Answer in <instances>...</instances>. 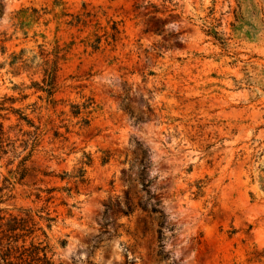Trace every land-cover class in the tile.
Instances as JSON below:
<instances>
[{
	"label": "rangeland",
	"instance_id": "374dc122",
	"mask_svg": "<svg viewBox=\"0 0 264 264\" xmlns=\"http://www.w3.org/2000/svg\"><path fill=\"white\" fill-rule=\"evenodd\" d=\"M61 2L4 1L1 116L8 131L21 111L41 141L20 181L19 130L34 129L10 131L1 216L29 211L46 235L26 245L48 246L55 264H264V0ZM83 13L96 17L76 25ZM109 20L123 32L110 45ZM56 43L69 49L52 106L8 63Z\"/></svg>",
	"mask_w": 264,
	"mask_h": 264
},
{
	"label": "trees",
	"instance_id": "16d2710c",
	"mask_svg": "<svg viewBox=\"0 0 264 264\" xmlns=\"http://www.w3.org/2000/svg\"><path fill=\"white\" fill-rule=\"evenodd\" d=\"M5 0H0V18L3 16L5 11ZM56 4H62V0H55ZM85 9V6H84ZM91 17H96L91 13H83L74 17L76 25L86 26V19ZM72 23V22H71ZM104 36L108 44L117 43L122 35V30L119 27V23L114 20H109L107 27L104 29ZM95 40L93 42H87V46L91 47L94 51L99 50L101 45L102 36L94 35ZM110 40V41H109ZM38 52L32 51L31 54L25 49H22L19 53H12L8 66L12 70V74L15 76H20L22 74H27L31 81V89H34L36 93H43L47 96L48 103L52 106L56 105L55 95L58 92V75L60 72L61 62L66 61V55L68 54V47H62L56 43L51 50L46 49L44 45L38 47ZM36 76H41V82L34 81ZM24 86V84H23ZM10 101L6 97L0 102V154L6 156L9 153L8 147L10 145V131L19 128L20 124L25 123L29 128H33V132H24L22 129L19 133H22V137H27V141L22 142L23 151H27L30 147L28 155H26L19 163L18 173L20 181H23L29 169L27 163L30 162L33 156V152L39 147L41 141L40 128L35 126V124L21 111L13 110V113L17 115L18 124L15 127H9L8 131L5 128L4 121L5 118L1 116V112L6 111L5 104ZM91 108V105H85L84 110ZM81 108L76 106L75 111H73V116L78 118L81 115ZM92 112H88L87 115H91ZM89 120L86 118L83 120L85 125H89ZM15 151V150H14ZM107 159H103V164L107 163ZM148 158L147 154L144 153V157L141 160L142 170L146 171L148 168ZM92 158L87 157L86 165H92ZM46 177L49 175L45 174ZM67 176V174H66ZM62 181L65 178H61ZM70 179V178H69ZM72 179H77L75 183L77 184L76 190L78 189V184L85 185L87 183L86 170L83 168L78 171V174ZM149 182L142 183L143 191L147 192L149 188ZM2 189H0V204L4 202V196L2 195ZM66 191L71 192L72 189H66ZM53 190H49L48 194L53 193ZM148 194V193H147ZM51 200L48 199V201ZM3 211L0 210V264H55L53 257L50 255V248L48 246H43L42 243L35 244L33 241L29 246L26 245L27 239L33 237L37 232L41 231L45 236V232L41 228H38L37 223L33 220L29 211L25 212L26 215L22 217H12L5 220V217L1 216ZM152 212L157 214L156 208L152 209ZM124 216L131 215V211L122 212ZM42 219V218H41ZM48 223V228H51V224L54 222L52 218H46ZM164 227V223L161 224V228ZM158 239L160 241V247H162L163 233L158 231ZM21 243V244H20ZM64 245V244H62Z\"/></svg>",
	"mask_w": 264,
	"mask_h": 264
}]
</instances>
